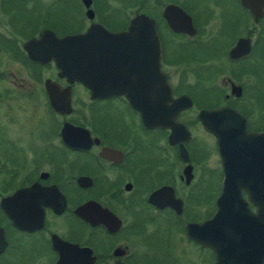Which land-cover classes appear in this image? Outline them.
Here are the masks:
<instances>
[{"label":"flooded vegetation","instance_id":"flooded-vegetation-1","mask_svg":"<svg viewBox=\"0 0 264 264\" xmlns=\"http://www.w3.org/2000/svg\"><path fill=\"white\" fill-rule=\"evenodd\" d=\"M64 5L78 8L81 26L75 33H63L57 11ZM169 6L187 15L192 36L168 27L164 12ZM238 6L249 23L221 50L224 65L211 78L191 64L205 62L208 54L177 49L206 44L203 38L209 42L222 35L228 21L236 28ZM262 11L254 23L239 0H89L88 8L82 0H0V203L5 200L7 208L0 205V264H215L216 254L203 239L207 232L193 230L191 235L199 238L194 240L187 231L188 225H201L215 214L224 177L217 141L196 117L202 110L226 107L242 117L247 133L264 132V50H254L250 27L263 24L264 6ZM20 12L32 15L31 21L20 19ZM137 15L154 23L159 72L170 97L186 96L191 103L174 120L187 132L177 143L170 141L171 129L144 122L126 95L118 93L133 85L127 94L135 93L142 108L158 115L157 107L153 111L158 80L142 72L139 79L127 78L125 70L127 58L145 57L108 53L104 68L91 70L89 88L58 76V50L55 61L48 50L40 63L23 49L43 31L57 39L84 33L91 24L122 32ZM239 38L250 40V50L231 60L228 53ZM12 67L29 71L27 78L10 73L5 82L1 69ZM206 81L217 82L221 102L194 109L191 94L196 87L203 90ZM64 90L69 111H57ZM259 160L264 150L252 151L250 164ZM244 170L237 167L236 177ZM248 172L264 176L261 167ZM208 182L213 183L209 189ZM240 195L247 197L244 190ZM247 205L255 215L256 206Z\"/></svg>","mask_w":264,"mask_h":264},{"label":"water","instance_id":"water-1","mask_svg":"<svg viewBox=\"0 0 264 264\" xmlns=\"http://www.w3.org/2000/svg\"><path fill=\"white\" fill-rule=\"evenodd\" d=\"M85 8H88L89 0H82ZM240 4L249 10L254 23L262 17L264 0H239ZM86 16L91 18L88 10ZM164 18L168 27L173 32L187 33L192 36L194 29L190 20L179 8L169 6L164 12ZM90 47L105 48H131L142 47L144 50H87ZM23 49L32 61L42 62V55L51 50L50 57L55 61V50L59 51L56 65L58 76L67 81H80L85 87H90L88 79L91 70L103 69L105 57L108 53L126 56L145 57L142 61L127 58L125 70L127 78L139 79L140 73H148V78L158 80L154 86L158 87V100L153 101V111L157 107L158 115H150L143 102L132 95L127 94L133 85L126 84L118 90L125 94L131 106L142 114L143 121L160 128L171 129V143L179 142L177 137L185 132L184 127L174 120L178 113L190 107V100L186 96L176 99L170 97L169 88L164 76L159 72V44L154 31V23L145 15H137L130 20L127 28L118 33H112L99 24H91L84 33L66 35L57 39L52 33L43 31L38 39H30L23 44ZM250 40L239 38L228 53L229 59H237L248 53ZM37 52V53H34ZM61 55V56H60ZM137 63V66H136ZM140 63L143 66L140 67ZM132 70V71H131ZM137 89V86L134 85ZM149 104V103H148ZM57 111H69V92L63 91V99L59 102ZM197 120L203 129L211 134L217 141L221 154V165L224 172L221 184V193L216 200V211L211 219L201 225H188L187 231L194 240L193 230L202 229L207 232L206 245L216 254L215 264H260L264 259V176L252 177V168H264V160L259 163L248 161L251 152L264 150V132L260 134L247 133L244 120L230 108L216 110H202L197 114ZM255 144V145H252ZM185 152L179 145V155ZM185 159V156L184 158ZM244 168L236 177V168ZM243 175H240L242 174ZM237 174V172H236ZM240 190L247 193L244 200ZM251 202L257 208L252 215L247 202ZM4 211H7L6 201L0 203ZM234 250V252L231 250ZM238 249V251H237Z\"/></svg>","mask_w":264,"mask_h":264},{"label":"rangeland","instance_id":"rangeland-1","mask_svg":"<svg viewBox=\"0 0 264 264\" xmlns=\"http://www.w3.org/2000/svg\"><path fill=\"white\" fill-rule=\"evenodd\" d=\"M189 1H186V5H189ZM59 15L57 16L60 17V21L63 25V33L65 34H70V33H75L79 26H81V22L79 19V11L78 8L75 7L72 9V7H67L66 5L62 6L60 10H58ZM30 15V14H29ZM25 12H20L19 16L20 19H23L26 22H30L32 15L29 16ZM233 15L236 20V28H233L232 25H230L228 21L227 27H225L222 31V35H218L215 38H212L209 42H207L205 38H203V41L206 42V44L201 45L200 47H192V46H187L189 48H179L177 50H190V53L194 54H199L204 56L205 54H208V57L206 58L205 62L201 63H191L192 67H201L202 69H205L206 74L210 75L211 78H215L217 75L216 70L219 68H222L224 65L223 58L221 56V50H224L227 46H229L232 42L233 37L236 35H239L242 33L243 28L249 23V19L247 17V14L243 11V9L238 6L237 8L234 9ZM253 28L251 39L254 45V50H264V22L263 24L258 23L255 27L250 26ZM206 37V36H205ZM175 50V49H172ZM21 68H2L1 71L3 73L2 77L5 79V82L11 78V74H16L17 78H27V75L29 74L30 69H33L31 66L26 67L24 69L25 72H22L19 70ZM225 70V69H224ZM204 73V72H203ZM226 74V73H225ZM225 76V75H223ZM220 77V76H219ZM225 79V77H223ZM190 82L193 81L192 77L189 78ZM218 80V78H217ZM212 82V81H211ZM4 83V82H3ZM2 82L0 85L3 84ZM206 83V86L202 88L203 90L200 89V87H196V90L192 92V101L194 104V109L197 108H206L208 106H211L214 104L216 101L217 104L221 102V99L218 96V92L216 88L218 87L217 82L213 85V83L209 82H204ZM223 85V83H220ZM212 86V87H210ZM39 110V109H37ZM1 111V109H0ZM38 113L41 112V109L39 111H36ZM190 113H195V111H191ZM182 120H186V118H182ZM213 161V159H212ZM209 186H213L212 182H208L207 188L209 189Z\"/></svg>","mask_w":264,"mask_h":264}]
</instances>
